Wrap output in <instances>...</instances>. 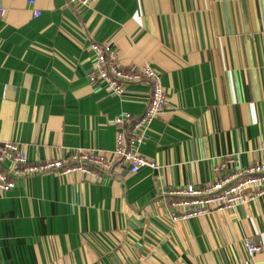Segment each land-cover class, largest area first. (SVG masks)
I'll list each match as a JSON object with an SVG mask.
<instances>
[{"label":"crops","instance_id":"0c3cea01","mask_svg":"<svg viewBox=\"0 0 264 264\" xmlns=\"http://www.w3.org/2000/svg\"><path fill=\"white\" fill-rule=\"evenodd\" d=\"M0 8V143L19 144L30 162L109 153L112 119L143 112L146 84L121 96L89 84L92 43L111 45L121 68L153 67L167 96L137 148L155 168L47 172L0 192V264H264V194L176 222L162 195L264 159V0ZM247 240L259 248L252 256Z\"/></svg>","mask_w":264,"mask_h":264},{"label":"built area","instance_id":"2783aa9c","mask_svg":"<svg viewBox=\"0 0 264 264\" xmlns=\"http://www.w3.org/2000/svg\"><path fill=\"white\" fill-rule=\"evenodd\" d=\"M70 5L89 6L94 0H67ZM34 6L35 0H27ZM0 12L3 10L0 8ZM38 10L32 11L34 18ZM94 68L88 74L89 84H100L115 95L124 94L129 84H146L149 88L148 102L139 116L122 113L112 119L115 128L114 149L109 153L78 149L68 155H59L43 161L30 162L19 144L8 141L0 143V192H10L18 180L43 175L47 172L59 176L74 172L87 174L100 179L116 164L130 166L129 172L135 174L141 167L155 168L154 162L137 152L142 144L146 130L167 105V96L161 85L158 72L148 64L130 65L121 68L116 51L109 44L92 43ZM231 161V160H230ZM225 164L215 170L221 172ZM264 194V159L248 164L243 169L232 170L229 174L220 175L212 183L190 184L180 188L164 189L162 195L171 199L168 206L174 209L170 215L172 222L205 216L217 210H233L259 199ZM248 253L252 256L259 248L246 241Z\"/></svg>","mask_w":264,"mask_h":264},{"label":"water","instance_id":"95a60500","mask_svg":"<svg viewBox=\"0 0 264 264\" xmlns=\"http://www.w3.org/2000/svg\"><path fill=\"white\" fill-rule=\"evenodd\" d=\"M130 169V166H127V170H129Z\"/></svg>","mask_w":264,"mask_h":264}]
</instances>
